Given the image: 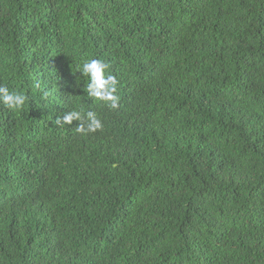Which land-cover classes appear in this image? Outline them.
I'll use <instances>...</instances> for the list:
<instances>
[{
	"label": "trees",
	"instance_id": "1",
	"mask_svg": "<svg viewBox=\"0 0 264 264\" xmlns=\"http://www.w3.org/2000/svg\"><path fill=\"white\" fill-rule=\"evenodd\" d=\"M0 86V264H264V0H0Z\"/></svg>",
	"mask_w": 264,
	"mask_h": 264
},
{
	"label": "clouds",
	"instance_id": "2",
	"mask_svg": "<svg viewBox=\"0 0 264 264\" xmlns=\"http://www.w3.org/2000/svg\"><path fill=\"white\" fill-rule=\"evenodd\" d=\"M107 69L108 65L106 63L101 60L91 59L86 61L78 72L88 79L87 96L115 110L120 104V97L117 94L118 81L114 75L110 73L106 75ZM36 87L40 88V85ZM41 91L45 97L48 95L47 91L43 89ZM0 103L12 111L19 112L28 103V97L23 93L12 92L7 87L0 86ZM45 105L49 110H55L58 107L54 97L50 98ZM82 119L86 120V126L84 123H80ZM61 120L68 125H71L73 120L78 121L77 130L84 134L94 133L103 127L101 120L93 111H87L82 114L80 110H72L63 114L62 117H57L58 122Z\"/></svg>",
	"mask_w": 264,
	"mask_h": 264
}]
</instances>
